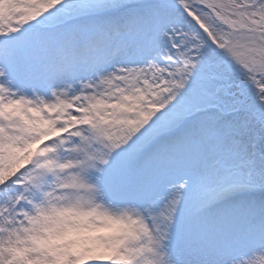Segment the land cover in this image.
Segmentation results:
<instances>
[{
    "label": "snow or ice",
    "instance_id": "1",
    "mask_svg": "<svg viewBox=\"0 0 264 264\" xmlns=\"http://www.w3.org/2000/svg\"><path fill=\"white\" fill-rule=\"evenodd\" d=\"M0 264H264V0H0Z\"/></svg>",
    "mask_w": 264,
    "mask_h": 264
}]
</instances>
